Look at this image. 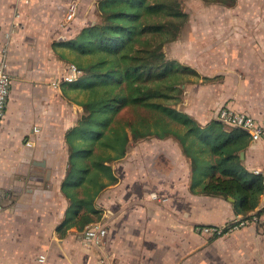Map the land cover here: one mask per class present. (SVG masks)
Listing matches in <instances>:
<instances>
[{
  "label": "crops",
  "instance_id": "1",
  "mask_svg": "<svg viewBox=\"0 0 264 264\" xmlns=\"http://www.w3.org/2000/svg\"><path fill=\"white\" fill-rule=\"evenodd\" d=\"M70 2L0 0L12 75L0 125V264H264V212L221 236L199 230L243 214L232 196L191 189V160L174 136L138 138L114 163L118 181L96 198L102 216L93 221L108 229L102 244H88L77 225L60 237L69 206L66 133L84 114L77 91L63 90L76 57L63 41L98 15L97 0H80L68 20ZM202 26L173 41V57L199 73L186 79L178 108L201 124L226 105L264 120V23ZM243 151L246 167L264 172V140Z\"/></svg>",
  "mask_w": 264,
  "mask_h": 264
},
{
  "label": "trees",
  "instance_id": "2",
  "mask_svg": "<svg viewBox=\"0 0 264 264\" xmlns=\"http://www.w3.org/2000/svg\"><path fill=\"white\" fill-rule=\"evenodd\" d=\"M233 7L237 0H204ZM97 21L83 27L63 45L75 53L82 71L63 90L77 91L73 98L84 116L66 133L69 163L62 191L69 200L66 216L57 226L60 237L77 225L84 230L102 216L96 198L118 176L114 163L124 157L138 138L176 137L191 160V189L232 196L237 213L248 216L258 208L263 176L249 170L241 151L249 145L247 131L213 118L201 124L178 108L184 93V75L199 73L169 58L167 43L176 41L189 21L182 0H97ZM66 94V93H65ZM76 96V97H77ZM143 106L156 113L155 125L143 129L118 116L126 106Z\"/></svg>",
  "mask_w": 264,
  "mask_h": 264
},
{
  "label": "built area",
  "instance_id": "3",
  "mask_svg": "<svg viewBox=\"0 0 264 264\" xmlns=\"http://www.w3.org/2000/svg\"><path fill=\"white\" fill-rule=\"evenodd\" d=\"M80 0H71L66 18L72 19L77 15ZM0 27V125L6 113L7 104L11 94L12 75L9 68L8 59V45L2 39ZM69 73L65 75V80L74 82L81 75L82 71L75 63L70 64ZM216 118L228 126H236L244 129L250 135L251 140H264V120L256 117L250 112L237 110L229 105L221 107L217 113ZM31 141H29L30 143ZM253 172L262 174L263 176V190L261 193V200L258 208L264 207V172L260 168H255ZM261 216L255 211L249 213L248 216H241L229 219L221 224L213 223L199 226V230L211 235L221 236L225 233L233 232L251 223L260 222ZM108 229L101 221H92L84 228L83 234L85 241L88 244L100 245L105 241Z\"/></svg>",
  "mask_w": 264,
  "mask_h": 264
},
{
  "label": "rangeland",
  "instance_id": "4",
  "mask_svg": "<svg viewBox=\"0 0 264 264\" xmlns=\"http://www.w3.org/2000/svg\"><path fill=\"white\" fill-rule=\"evenodd\" d=\"M182 4L184 10L189 13L190 18L180 35L181 38L179 37L181 40L186 38L189 28H191V24H197L200 26L213 24L214 26H218L219 24L227 25L232 23H264V0H237V4L233 7L224 6L218 3H208L204 0H182ZM58 8L60 9V5H57V9ZM165 51L169 58H174L173 56H178L177 54L180 53L177 42L167 43L165 45ZM191 76L192 74L190 73L184 75L185 81ZM78 98L81 99L82 97L78 96ZM183 99L184 93L182 94V101ZM181 103L179 104L181 105ZM155 115V112L146 107L132 105L122 108L118 114V116H121L125 120H132L136 125L143 129L147 124L151 128L156 127ZM141 117L146 118L147 124L141 122ZM226 126L230 127L228 125ZM24 234L26 239L28 233L25 232ZM94 246L98 247L97 245Z\"/></svg>",
  "mask_w": 264,
  "mask_h": 264
},
{
  "label": "water",
  "instance_id": "5",
  "mask_svg": "<svg viewBox=\"0 0 264 264\" xmlns=\"http://www.w3.org/2000/svg\"><path fill=\"white\" fill-rule=\"evenodd\" d=\"M83 116H84V114H83ZM240 155H241V158H243L244 157V151H241ZM230 199L235 200L234 197H230Z\"/></svg>",
  "mask_w": 264,
  "mask_h": 264
}]
</instances>
